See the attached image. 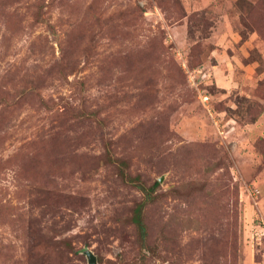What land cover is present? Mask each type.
Masks as SVG:
<instances>
[{"label":"rangeland","instance_id":"rangeland-1","mask_svg":"<svg viewBox=\"0 0 264 264\" xmlns=\"http://www.w3.org/2000/svg\"><path fill=\"white\" fill-rule=\"evenodd\" d=\"M86 248L264 264V0H0V264Z\"/></svg>","mask_w":264,"mask_h":264},{"label":"trees","instance_id":"trees-1","mask_svg":"<svg viewBox=\"0 0 264 264\" xmlns=\"http://www.w3.org/2000/svg\"><path fill=\"white\" fill-rule=\"evenodd\" d=\"M113 161V160H112ZM119 162V165H118V170H119V173L122 177H129L127 176V174L125 175V170H124V167L126 166L125 162L124 161H118ZM125 175V176H124ZM133 182H135V185L143 192V194L145 195V198L146 200H149V197H150V193L151 191L157 186L158 182H154V185L147 188L145 187L142 183L138 182L139 181V177L138 176H135V177H129L127 178ZM145 202L144 203H140L136 206V208L134 209L133 211V214L131 216V220L132 222L135 224V226L137 227V230H138V234L140 236V239H141V245L142 247H144V241H145V236H146V226H145V223L142 219V209H143V206H144ZM140 260L144 259L145 257V254H142L140 256Z\"/></svg>","mask_w":264,"mask_h":264},{"label":"water","instance_id":"water-1","mask_svg":"<svg viewBox=\"0 0 264 264\" xmlns=\"http://www.w3.org/2000/svg\"><path fill=\"white\" fill-rule=\"evenodd\" d=\"M83 253L86 256L87 264H98L96 255L90 249H84Z\"/></svg>","mask_w":264,"mask_h":264},{"label":"built area","instance_id":"built-area-1","mask_svg":"<svg viewBox=\"0 0 264 264\" xmlns=\"http://www.w3.org/2000/svg\"><path fill=\"white\" fill-rule=\"evenodd\" d=\"M206 98V97H205Z\"/></svg>","mask_w":264,"mask_h":264}]
</instances>
